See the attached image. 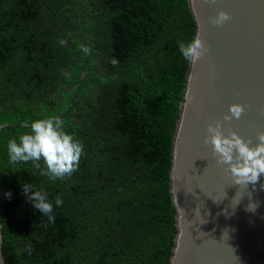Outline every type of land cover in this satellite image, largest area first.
Instances as JSON below:
<instances>
[{
    "label": "trees",
    "instance_id": "16d2710c",
    "mask_svg": "<svg viewBox=\"0 0 264 264\" xmlns=\"http://www.w3.org/2000/svg\"><path fill=\"white\" fill-rule=\"evenodd\" d=\"M196 30L188 0H0L5 264H170L173 141L190 65L178 43ZM50 115L85 145L62 180L8 158V141ZM25 183L48 194L55 223Z\"/></svg>",
    "mask_w": 264,
    "mask_h": 264
},
{
    "label": "water",
    "instance_id": "95a60500",
    "mask_svg": "<svg viewBox=\"0 0 264 264\" xmlns=\"http://www.w3.org/2000/svg\"><path fill=\"white\" fill-rule=\"evenodd\" d=\"M188 1L208 52L189 65L173 141L177 234L170 264H264V175L248 188L233 184L227 165L205 143L208 126L224 122L233 104L245 111L224 122L225 135L230 124L254 146L264 133V0ZM222 11L230 19L214 26L210 18ZM252 203L255 212L247 210ZM3 243L0 216V264Z\"/></svg>",
    "mask_w": 264,
    "mask_h": 264
},
{
    "label": "clouds",
    "instance_id": "9594fccd",
    "mask_svg": "<svg viewBox=\"0 0 264 264\" xmlns=\"http://www.w3.org/2000/svg\"><path fill=\"white\" fill-rule=\"evenodd\" d=\"M230 19L226 12H220L215 18H210L214 26L224 24ZM61 46H67V40L60 39ZM179 51L183 58L190 64H196L208 52L201 34L189 42H179ZM84 53H91V47L81 46ZM113 66L118 65V60L113 58ZM230 115H225L224 122H230L233 118L240 119L245 107L233 104L229 108ZM224 122L210 124L207 128L206 144L212 146L213 154L218 158L217 162L227 165L226 171L231 174L233 184L248 188L249 184L256 185L260 177L264 175V133L257 136V143L253 146L252 140L243 139L231 130L225 135ZM85 145L73 134L65 130V122L59 115H50L37 119L30 125V132L22 134L19 139L13 137L7 143L9 163H29L40 170V174L50 180L64 179L72 176L79 170L82 157L85 155ZM264 190V185H260ZM24 195L33 202L35 209L47 216L50 223H55L53 202L43 190L36 189L32 183L23 184ZM8 198L11 193L6 194ZM55 206H62V197L57 196ZM258 204L252 203L248 211L255 212ZM26 251L31 253V244L27 245Z\"/></svg>",
    "mask_w": 264,
    "mask_h": 264
}]
</instances>
